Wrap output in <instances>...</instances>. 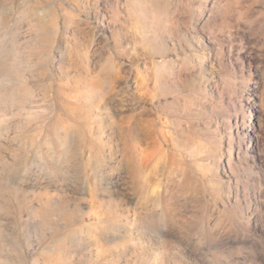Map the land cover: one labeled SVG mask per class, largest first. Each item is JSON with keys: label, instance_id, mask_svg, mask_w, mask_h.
Wrapping results in <instances>:
<instances>
[{"label": "rangeland", "instance_id": "374dc122", "mask_svg": "<svg viewBox=\"0 0 264 264\" xmlns=\"http://www.w3.org/2000/svg\"><path fill=\"white\" fill-rule=\"evenodd\" d=\"M166 11L0 0V264H264V0Z\"/></svg>", "mask_w": 264, "mask_h": 264}, {"label": "bare ground", "instance_id": "6f19581e", "mask_svg": "<svg viewBox=\"0 0 264 264\" xmlns=\"http://www.w3.org/2000/svg\"><path fill=\"white\" fill-rule=\"evenodd\" d=\"M133 1V0H131ZM145 2H156L157 4H159V6L161 7V9L164 11V18L162 19L161 21V27H163L164 29H167L169 27H171V15L168 13V11H166V7L168 5V2L170 0H144ZM130 11V10H129ZM263 101H264V94H263ZM185 134H180L179 135V139H178V151H179V154L181 156V158H184L186 156V141H185ZM210 166H208V164L206 163H198V162H195V171L198 172V171H203L204 169L205 170H210L211 168H209ZM184 178L185 176H180L178 178V182H180L179 184H184L182 183L184 181Z\"/></svg>", "mask_w": 264, "mask_h": 264}]
</instances>
